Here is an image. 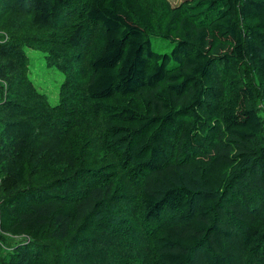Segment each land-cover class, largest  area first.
<instances>
[{
    "label": "trees",
    "instance_id": "16d2710c",
    "mask_svg": "<svg viewBox=\"0 0 264 264\" xmlns=\"http://www.w3.org/2000/svg\"><path fill=\"white\" fill-rule=\"evenodd\" d=\"M7 1L28 35L0 41L5 84L25 47L83 58L94 32L103 43L49 111L10 87L0 102V241L14 247L0 264H144L122 252L140 237L149 264H190L196 250L232 264L234 220L248 240L234 264H264V0ZM160 37L169 53L154 51ZM21 233L29 246L8 237Z\"/></svg>",
    "mask_w": 264,
    "mask_h": 264
},
{
    "label": "rangeland",
    "instance_id": "374dc122",
    "mask_svg": "<svg viewBox=\"0 0 264 264\" xmlns=\"http://www.w3.org/2000/svg\"><path fill=\"white\" fill-rule=\"evenodd\" d=\"M166 1L171 8L175 9L178 8L184 0ZM7 5V0H0V41H2L3 43H10L13 37L18 33L28 35V25L26 19H23L20 15L17 16L16 14L15 17L12 13L8 17L9 19L6 18L5 12L7 10ZM157 20L158 24L156 23V27L158 28L162 26L163 19ZM35 37L37 42V39L39 37L37 35ZM27 41L33 44L36 43L32 42L31 40ZM151 42L154 51H156L157 53H169L173 46L171 40L162 37L153 38ZM102 43L103 37L101 33H99V31L94 32L92 34V37L90 38V42L86 47V55L83 58L71 57L69 53L52 49L45 44L25 47L24 49L27 55L26 69L25 71H20L16 76L8 75L7 77L10 78V81L6 82V84L3 81H0L4 87V93L2 95V98L0 97V102H3L5 100L6 90L8 89V87H10L12 90H14L12 93L18 92L21 95L26 96H32L33 92L37 93L42 97V100H45L47 103L46 107L39 108V111H49L50 108L58 104L60 99V86L68 76L71 77L72 80L77 84L79 83L82 85L86 82L90 74V63L101 51ZM47 60L55 61L58 65L56 67H52L48 65ZM93 123L98 127L101 125L100 119L94 120ZM86 129L90 130L89 127H87ZM51 138L52 136L49 139ZM46 142L48 143V141H45V143ZM46 161L47 156L42 161V166H44L43 169H51V166H45ZM0 204L2 206V200H0ZM246 228L247 227L244 226V224L237 220H234V223H228L225 226V229L228 231L230 229L231 233L234 235L224 243L226 257L229 261H231L232 264H234V261L237 259V257H242L247 250L248 240L246 241L244 235H242ZM2 235L4 236V233H2ZM252 235H255L254 232H252ZM8 237L11 239L14 246L20 245L22 247H25L27 245L29 246V244L33 242V239L26 233L8 235ZM123 247H125V250L122 252H124L125 254L131 256H133L132 254H134L139 259H142L144 264H149L150 254L145 247L142 237L134 238L133 244L131 243V241L126 240ZM127 247L131 248L128 249ZM13 249L14 247L9 241H0V257L9 252H12ZM201 263V253L200 251L196 250L193 257L190 259V264Z\"/></svg>",
    "mask_w": 264,
    "mask_h": 264
}]
</instances>
